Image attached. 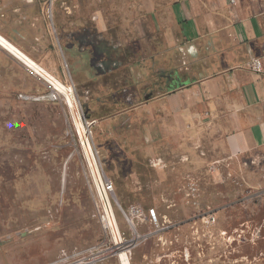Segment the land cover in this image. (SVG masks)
I'll use <instances>...</instances> for the list:
<instances>
[{
    "label": "rangeland",
    "instance_id": "1",
    "mask_svg": "<svg viewBox=\"0 0 264 264\" xmlns=\"http://www.w3.org/2000/svg\"><path fill=\"white\" fill-rule=\"evenodd\" d=\"M117 1L31 0L28 8L40 14L49 37L36 54L28 28L0 18V33L28 57L41 66L43 58L55 62L62 87L55 92L0 47V264H51L78 250L95 251L90 264H120L97 211V169L123 209H156L157 225L134 220L141 237L130 264H264V201L246 198L251 188L238 178L235 157L205 149L196 135L190 150L181 137L152 134L149 104L132 102L154 82L150 73L120 67L105 73L103 86H85L87 79L76 85L60 46L73 39L94 46L105 33H128ZM102 18L110 19L106 30L96 22ZM85 136L96 163L81 144ZM114 212L123 240H134L117 204Z\"/></svg>",
    "mask_w": 264,
    "mask_h": 264
},
{
    "label": "crops",
    "instance_id": "2",
    "mask_svg": "<svg viewBox=\"0 0 264 264\" xmlns=\"http://www.w3.org/2000/svg\"><path fill=\"white\" fill-rule=\"evenodd\" d=\"M0 4V18L28 28L36 49L28 50L42 51L48 32L40 14L29 10L31 0ZM117 6L128 33L115 39L105 33L92 49L99 66L83 68L82 75L81 61L70 56L76 85L87 79L85 86H103L105 73L120 67L150 73L154 82L132 102L149 104L152 134L181 137L190 150L196 135L205 149L235 157L238 178L251 188L246 198L264 201V0H118ZM101 20L106 30L110 19ZM255 58L261 71L249 67ZM41 64L60 77L53 60ZM259 210L264 221V207Z\"/></svg>",
    "mask_w": 264,
    "mask_h": 264
},
{
    "label": "built area",
    "instance_id": "3",
    "mask_svg": "<svg viewBox=\"0 0 264 264\" xmlns=\"http://www.w3.org/2000/svg\"><path fill=\"white\" fill-rule=\"evenodd\" d=\"M249 67L255 71H261L262 62L258 58L252 59L249 62ZM51 97L55 99L56 93L52 92ZM82 115H84L83 112H82ZM82 115L79 114V120L81 121H83V118L81 117ZM92 153H93V148H92ZM92 156H93V163H96V161L94 160L93 154ZM97 172L98 174L96 176L95 183H96V187L98 191H100L99 202L97 205V211H98L100 222L102 224V227L112 235L115 244H118L116 246L115 254L119 256L120 252H125L129 257L128 253L130 251V248L134 245V243L133 244L131 243L132 240H129V241L123 240L120 230L117 229L119 225L117 226L116 224L117 218L114 212L115 204L119 206L127 223L130 225V228L132 229L133 234L136 231V225L134 223L135 219L137 220V219H142V217H145L149 221V223H151L152 225L158 224L156 209L154 207L148 208L146 210V215L144 214L143 209L139 207L138 205H130L128 208L123 209L117 201L116 195L114 193V188H113V185L110 179L106 177L102 178L98 169H97ZM99 184L101 185L100 188H99ZM263 194H264V190H263ZM214 219L215 218L213 215H208V221L212 222L214 221ZM119 246L121 247L118 248ZM94 254H95V251L93 250H85V251L78 250V251H73L72 253H62V255L58 257L51 264H90L94 260V257H93Z\"/></svg>",
    "mask_w": 264,
    "mask_h": 264
},
{
    "label": "bare ground",
    "instance_id": "4",
    "mask_svg": "<svg viewBox=\"0 0 264 264\" xmlns=\"http://www.w3.org/2000/svg\"><path fill=\"white\" fill-rule=\"evenodd\" d=\"M0 47L2 49L6 50L7 52H9L10 54H12L18 60H20L24 65H26L28 68H30L33 72L43 76L47 81H49L52 84V86H54V88L53 87L52 88L55 92L56 91L62 92V87L58 83V80L50 72H48L46 69H44L35 60L28 57L27 54H25L22 50H20L16 45H14L11 41H9L1 33H0ZM79 122L82 125V127L84 128L83 122L81 120H79ZM81 144L84 146L87 153H89L91 155L93 154L92 153V146H91V143H90L88 137L85 136L84 138H82ZM100 186L101 185L99 184V188H100ZM116 224L118 226V222ZM117 229L119 230V227H117ZM140 237L141 236L138 234V232L135 231L134 232V240H132L131 243L133 244L136 241V239L140 238ZM121 246H119L118 248H120ZM118 257H119L120 264H130L129 257L125 252H120Z\"/></svg>",
    "mask_w": 264,
    "mask_h": 264
},
{
    "label": "water",
    "instance_id": "5",
    "mask_svg": "<svg viewBox=\"0 0 264 264\" xmlns=\"http://www.w3.org/2000/svg\"><path fill=\"white\" fill-rule=\"evenodd\" d=\"M80 42H81V44L79 45ZM81 45H83V46L81 47ZM60 47H61V50H62V53H63L65 59L69 63V68L71 70L70 74H72L74 76V78H76L77 72H74V65H72V63L69 60L70 56L77 57L78 61L79 62L81 61L80 63H81L82 70H80L81 71V72H79L80 74L85 72L84 69L99 66V64H96V65L94 64L95 66L92 64V58H93V63H94V60L97 59L96 56L95 57L93 56V54H92V56L90 55V57H88L86 60V55L88 53H91V51L93 49L92 44L88 41H80L77 39L76 40L73 39V41L71 42V45H69L68 47H64L62 45ZM79 73H77V74H79Z\"/></svg>",
    "mask_w": 264,
    "mask_h": 264
}]
</instances>
